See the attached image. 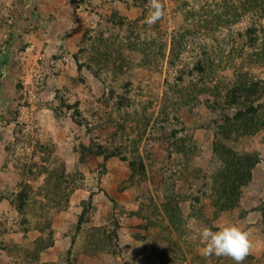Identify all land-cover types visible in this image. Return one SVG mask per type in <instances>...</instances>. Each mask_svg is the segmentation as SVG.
Returning <instances> with one entry per match:
<instances>
[{
    "label": "rangeland",
    "instance_id": "1",
    "mask_svg": "<svg viewBox=\"0 0 264 264\" xmlns=\"http://www.w3.org/2000/svg\"><path fill=\"white\" fill-rule=\"evenodd\" d=\"M227 2L161 0L165 14L149 25L150 0H0V57L8 55L0 69V264H235L205 256L199 239L205 227L232 224L251 234L242 264H264V128L238 141L218 137L262 158L239 206L218 211L212 177L222 164L211 145L221 116L210 92L193 99L233 83L240 70L264 82V57L254 55L264 46V17L211 23ZM255 24L253 49L246 31ZM180 32L186 45L172 56ZM104 52L107 62L99 61ZM203 60L204 72L196 69ZM91 141L128 161L81 162L80 146ZM135 147L145 172L130 179ZM55 162L72 180L67 206L47 189ZM171 193L182 210L178 230L162 211ZM83 201L91 206L78 228ZM38 243L51 245L36 258Z\"/></svg>",
    "mask_w": 264,
    "mask_h": 264
},
{
    "label": "trees",
    "instance_id": "2",
    "mask_svg": "<svg viewBox=\"0 0 264 264\" xmlns=\"http://www.w3.org/2000/svg\"><path fill=\"white\" fill-rule=\"evenodd\" d=\"M77 0H71L75 3ZM231 0L227 2L224 7L219 6L215 12L212 11L211 23L223 24L227 19H231L230 23H236L243 15L252 13L256 17H264V0ZM231 6V7H230ZM230 8V11H226ZM224 9V11H222ZM226 9V10H225ZM228 21V20H227ZM258 28L255 26L247 29L246 33L249 36L250 47L254 49V45L258 41ZM86 36V34H85ZM185 34L180 32L175 35L171 41V54L176 53L178 56L181 53V47L186 45L183 38ZM181 39V40H180ZM144 55L147 57L150 55L146 52L145 48H141ZM164 55V54H163ZM255 56L264 57V46L261 49V53L254 54ZM100 56V60L103 59L107 62L112 54L104 52ZM251 60L252 55L250 56ZM263 59V58H258ZM260 62L261 60H258ZM118 60V59H117ZM117 60L113 62L114 65L119 64L120 67L123 64L118 63ZM98 61V62H99ZM8 63L7 53H2L0 57V69H2ZM206 62L198 61L196 69L199 71H206ZM80 69L81 66L78 65ZM211 72L214 71L212 67H209ZM210 92L213 100L210 101V108L216 114L219 113L220 120L217 121L216 140L212 143V153L218 158L222 166L213 175V192L216 196V206L218 211H231L239 206L240 200L243 194L242 189L249 185L254 179V170L262 162V158L259 152H246L238 154L234 152L233 148H227L225 143L218 137L229 141H238L244 137H249L256 134L262 128H264V82L258 78L252 76L251 72L240 70L237 72L233 83L221 87V84H217L215 88L200 89L197 95H194L193 99L197 103H201L200 96ZM208 103V102H207ZM77 105V104H76ZM71 108V106H67ZM46 148V147H44ZM80 161L84 162L86 158L90 157H103L104 163L111 158L119 157L123 161H128V158L122 156L120 150H110L97 142L91 141L88 145L82 144L80 146ZM184 149V148H183ZM134 153L136 157L134 160L129 161V168L131 169L130 179H134L136 175L143 174L145 167L143 164V158L140 154L139 148L135 147ZM50 152V151H49ZM55 162L53 168L46 170V181L48 192L52 193V196L58 203H65L67 206L70 201V197L74 191L71 185V179L67 173L66 165L64 162ZM24 195L18 194L20 199L19 210L21 211L24 206ZM83 209L79 215L78 228L82 222L88 217V212L91 206L90 201H83ZM23 211V210H22ZM162 211L167 218L169 225L175 230L181 229L184 225L182 218V210L179 207V201L176 196L166 194L165 202L162 204ZM118 228L112 231L109 235L112 239L117 237ZM51 243L46 246L37 244L36 258L39 253L50 247Z\"/></svg>",
    "mask_w": 264,
    "mask_h": 264
},
{
    "label": "clouds",
    "instance_id": "3",
    "mask_svg": "<svg viewBox=\"0 0 264 264\" xmlns=\"http://www.w3.org/2000/svg\"><path fill=\"white\" fill-rule=\"evenodd\" d=\"M164 14L161 0H150L146 23L155 24ZM199 239L204 244L205 256L231 257L235 264H242L252 249L250 232L234 224L224 226L217 231L205 227L199 232Z\"/></svg>",
    "mask_w": 264,
    "mask_h": 264
}]
</instances>
